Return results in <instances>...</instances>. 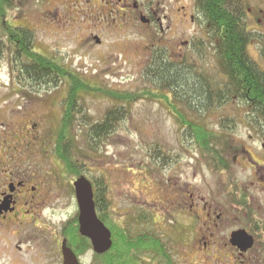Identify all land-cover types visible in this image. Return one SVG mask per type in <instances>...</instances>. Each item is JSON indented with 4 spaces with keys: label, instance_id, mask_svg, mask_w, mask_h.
<instances>
[{
    "label": "rangeland",
    "instance_id": "obj_1",
    "mask_svg": "<svg viewBox=\"0 0 264 264\" xmlns=\"http://www.w3.org/2000/svg\"><path fill=\"white\" fill-rule=\"evenodd\" d=\"M194 1L161 0L154 27L140 25L139 17L125 23L119 16L98 13L96 7L106 5L99 0H14V7L4 6L1 15L9 27L32 31L35 51L91 84L123 94L157 91L149 82L155 68L150 60L152 51L160 48L166 51L169 62H186L194 73L196 69L217 77L216 44L208 38ZM244 1L251 8L247 27L254 33L258 28L254 21L256 7L264 10V0ZM0 34V136L20 155L24 166L31 165L50 185L44 203L36 208L33 228H0V264H62L58 237L79 215L73 183L82 176L97 189L106 190L109 212L132 236L156 231L166 241L169 238L181 264H192L195 257L198 263L199 255L205 252L204 240L191 243L198 221L176 212L175 206H182L173 201L180 191L187 194L194 189L196 198L201 195L224 204L235 198V187L231 189L225 176L212 170L189 130L180 127L159 101L140 100L109 136L94 141L89 137L92 125L101 122L115 103L105 96L85 95L83 116H77L80 123L74 122L64 131L66 142L76 146L73 163L76 155L81 158L78 173L68 170L53 151L63 125L68 82L60 81L56 86L17 80L18 69L1 28ZM260 44L255 41L249 54L264 69V47ZM182 113L219 135H229L234 147L230 154L239 157L233 175L238 186L256 181L247 152L264 165V127L256 131L243 121L247 109L232 102L209 112L201 110V115L189 109ZM84 115L88 122L80 126ZM223 124L226 131L221 128ZM263 188L264 183L251 188L253 200L264 202ZM241 220L248 217L241 216ZM230 223L221 234H229ZM209 242L212 248L225 250L223 239L217 244ZM193 245L195 251L191 250ZM91 255L86 257L87 262ZM150 260L147 258L145 264Z\"/></svg>",
    "mask_w": 264,
    "mask_h": 264
},
{
    "label": "trees",
    "instance_id": "obj_2",
    "mask_svg": "<svg viewBox=\"0 0 264 264\" xmlns=\"http://www.w3.org/2000/svg\"><path fill=\"white\" fill-rule=\"evenodd\" d=\"M1 1L0 28L10 44L12 63L19 73L17 80L56 86L60 81L68 82V91L63 103L65 109L61 118L63 125L54 154L70 171L78 173L76 167L81 158L76 155V161L73 163L72 156L73 153L76 154V146L65 142L67 140L64 131L67 126L79 121L78 115L83 116L85 95L105 96L115 103L114 108L107 111L101 122L92 125L89 137L94 141L109 136L115 126L124 121L131 106L140 100L152 99L162 103L174 115L179 126L189 130L203 155L213 153L215 156L220 151H227L231 145L229 135H219L206 124L188 119L182 113L184 110L197 111L201 115V110L209 112L237 99L242 104L253 105L252 111L246 114L245 119L264 121V69L249 54V45L254 36L246 27L244 13L237 9L232 0L194 1L195 10L204 27L208 29V38L217 40L215 53L220 67L217 77L193 69L195 75L186 62H169L166 51L160 48L152 51L150 61L155 63V68L152 67V78H148L150 85L157 91L123 94L91 84L54 59L35 51L31 42L32 31L24 28L13 29L2 20L4 6L13 8L14 0ZM221 81L222 84L226 83L223 90L219 83ZM82 119L80 126L88 122L87 115ZM226 127L221 125L224 131L228 129ZM255 130H261L259 125ZM211 161L215 162L213 158ZM97 188L95 187L97 212L101 221L111 230L113 239V247L107 253H94L97 264H142L141 258L145 252L160 254L165 250V245L154 237L145 236L144 233L132 236L127 228L118 225L109 212L111 204L105 198L106 190ZM63 235L68 239L69 245L80 254L85 255L92 250L90 242L80 236L78 217L65 227ZM77 239L82 240L80 246H77Z\"/></svg>",
    "mask_w": 264,
    "mask_h": 264
},
{
    "label": "flooded vegetation",
    "instance_id": "obj_3",
    "mask_svg": "<svg viewBox=\"0 0 264 264\" xmlns=\"http://www.w3.org/2000/svg\"><path fill=\"white\" fill-rule=\"evenodd\" d=\"M99 1H104L103 3H106V5H103L102 9L96 7L98 13L103 11V13L108 12L111 15L119 16L123 21H125V23L133 17L135 20H138L139 17L140 25H143L144 27H154L156 25L157 20H159L156 16L162 6L161 0ZM232 2L237 6V9L239 8L240 11L244 13L243 19L247 26L250 14L249 10L251 11V8L246 5L244 0H232ZM256 9L257 12L255 14L254 21L256 22V26L258 28L254 29V33H252L251 30L248 31L254 36L251 45L255 41H258L259 44H262L261 47H264V10L259 9V6H257ZM198 17L200 16L198 15ZM142 19H144V21H142ZM191 19L192 21H195L194 16H191ZM1 36L2 35L0 34V37ZM1 39L2 37L0 38V42L2 41ZM214 43L217 44L216 39L214 40ZM210 80L212 79L210 78ZM219 83H221V90H223L226 83L222 84V81ZM232 102H235L239 107L247 109V113L252 111L253 105L242 104L237 99H233L225 105L227 106ZM225 105H223V107ZM223 107H215L214 109H220ZM64 109L65 107L63 106L62 116L64 114ZM243 121L247 125H251L254 128L258 127V125L260 128L264 127V121L259 122L254 119L245 118ZM37 127L38 124L34 126V128ZM3 138V135L0 136V228L6 231L12 228L31 229V227L33 228V225L36 223V208H39L44 203L45 198L47 197L46 192L50 190V185L46 177L42 179L36 175L35 169L31 167V165L24 166L21 162L20 155H16V151H13L10 144L6 143L7 140ZM233 148L234 147L230 145L227 151H220L215 156H213V153L205 154L203 156L215 173L225 176L227 184H229L231 189H234L235 187V192H233L235 193L233 195L235 196L234 199H231L230 201L225 200L224 204L214 200L208 201L205 196L203 197L201 195H197L196 198L195 190L191 189V191H188L187 194L180 191L181 194L176 195L177 200L173 201L174 204L182 206L179 209V206L174 205L176 207L174 208L177 210L176 212L187 214L189 217L198 221V229L193 234V240L191 243L199 240L205 241L203 246V250H205V252L199 255L201 257L199 258L200 261L197 263L195 257L192 264H264V202L253 200L255 197L250 195L251 188H256L264 183V165L257 162L252 153L247 152L252 159L249 163L252 165V168H255L253 177L256 181H251L244 185V187L238 186L233 175H235V168L239 166V157L231 156L230 153ZM211 158H213L215 162H212ZM27 162L30 163L29 161ZM220 180L223 179L220 177ZM224 184H226V182H224ZM241 216H247L248 220L242 221ZM230 221L231 223L228 225L232 229L229 231V234H221V230L225 228L227 223ZM117 223L120 226L122 225L120 221ZM13 232L19 233L18 230H14ZM241 232H245L247 234V238L249 236L252 239L253 245L250 248L246 249L243 246H237L232 242L233 235ZM159 234L160 233L156 231H147L143 234L145 236L154 237L160 241L165 245V250L160 254L150 251L145 252L141 258L142 264H145V261L149 257L151 258L150 264H181L179 261V254L176 256L175 251L170 248L171 244L168 242L169 238L166 241L163 239L164 237L160 234L163 237L162 238ZM80 236L83 237L81 234ZM58 239L61 244H58L60 245L58 254L61 255L62 264H64L62 254L64 241H66L67 247L73 251L80 264H97V260L94 259L93 247L92 250H89L85 255H82L78 250L76 251L69 245L68 239L63 235V233L60 234ZM209 239L215 244H217L218 240L223 239L224 242L221 244L224 243L225 247L223 248L225 250L220 247L212 248ZM87 240L91 244V241L89 239ZM76 242L77 246H80L82 240L77 239ZM193 246L194 247H192L193 249L191 250L195 251L196 247L195 245ZM90 253L92 254L91 260L90 262H87L86 257H88ZM161 255H164L165 257ZM261 256H263L262 259Z\"/></svg>",
    "mask_w": 264,
    "mask_h": 264
},
{
    "label": "water",
    "instance_id": "obj_4",
    "mask_svg": "<svg viewBox=\"0 0 264 264\" xmlns=\"http://www.w3.org/2000/svg\"><path fill=\"white\" fill-rule=\"evenodd\" d=\"M144 21V19H142ZM76 199L79 206V227L80 234L91 240L94 252L102 255L107 253L113 245L112 234L105 224L98 218L94 201L93 185L85 177H80L74 182ZM232 242L237 246L250 248L253 245L252 239L245 232L233 235ZM62 254L64 264H79L73 251L63 242Z\"/></svg>",
    "mask_w": 264,
    "mask_h": 264
}]
</instances>
